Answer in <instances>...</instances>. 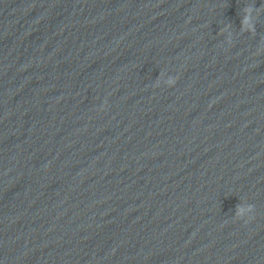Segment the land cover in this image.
<instances>
[{"label": "clouds", "instance_id": "obj_1", "mask_svg": "<svg viewBox=\"0 0 264 264\" xmlns=\"http://www.w3.org/2000/svg\"><path fill=\"white\" fill-rule=\"evenodd\" d=\"M245 15L242 20V25L245 26V29L250 31V32H255V27L251 23V11H252V6H247L245 9ZM169 86L173 85L175 81L173 79H168L166 82ZM248 211H253V205H248L247 206Z\"/></svg>", "mask_w": 264, "mask_h": 264}]
</instances>
